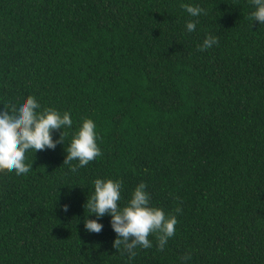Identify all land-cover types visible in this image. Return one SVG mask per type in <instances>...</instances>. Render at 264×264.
Wrapping results in <instances>:
<instances>
[{"label":"trees","instance_id":"obj_1","mask_svg":"<svg viewBox=\"0 0 264 264\" xmlns=\"http://www.w3.org/2000/svg\"><path fill=\"white\" fill-rule=\"evenodd\" d=\"M254 10L252 0H0V111L33 96L38 112L72 119L52 132L66 133L55 149L26 152L28 173L0 172V264H264ZM208 36L219 42L200 51ZM84 119L102 154L72 172L63 163ZM96 179L121 184L120 208L143 183L149 206L176 216L162 251L155 234L132 258L113 247L111 215L85 206ZM85 218L102 231H86Z\"/></svg>","mask_w":264,"mask_h":264},{"label":"clouds","instance_id":"obj_2","mask_svg":"<svg viewBox=\"0 0 264 264\" xmlns=\"http://www.w3.org/2000/svg\"><path fill=\"white\" fill-rule=\"evenodd\" d=\"M255 10L251 12L250 19L264 24V0H252ZM191 17H198L204 10L198 6L182 4ZM197 21L189 20L186 24L188 32L196 30ZM218 38L208 36L198 48L200 51L211 48L217 44ZM39 103L33 96H28L18 108L11 106L9 111L4 108L0 111V172L15 171L17 175L26 174L32 165L25 164V154L29 150L35 152L55 149L58 143L64 142L65 132H60V139L53 140L52 132L62 130L65 126H72V119L68 112L62 115L55 109H44L38 112ZM96 125L92 119H84L82 126L73 135L66 150L64 165H69L72 172L78 167L82 168L100 156L101 150L97 145ZM78 161V165H73ZM146 185L139 184L132 193L127 206L120 208L121 184L111 179L94 181V194L87 199L86 207L91 214L98 218L110 214L111 227L117 234L113 247L117 251H127L130 258L136 255L134 251L138 246L145 249L153 245L149 236L155 234L159 250H163L170 237L176 233L177 218L167 215L157 207L149 206L150 197L145 191ZM63 211H68V205H63ZM178 206L175 212L180 213ZM85 229L91 233H100L103 225L97 220L85 218ZM123 246V248L121 247ZM185 255L182 260H190Z\"/></svg>","mask_w":264,"mask_h":264}]
</instances>
